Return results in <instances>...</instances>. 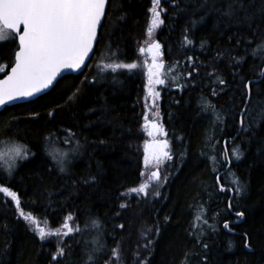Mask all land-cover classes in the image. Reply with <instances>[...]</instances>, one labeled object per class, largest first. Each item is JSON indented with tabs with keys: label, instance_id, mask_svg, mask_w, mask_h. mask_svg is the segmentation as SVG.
I'll list each match as a JSON object with an SVG mask.
<instances>
[{
	"label": "trees",
	"instance_id": "1",
	"mask_svg": "<svg viewBox=\"0 0 264 264\" xmlns=\"http://www.w3.org/2000/svg\"><path fill=\"white\" fill-rule=\"evenodd\" d=\"M153 6L109 0L85 69L0 111V148L17 141L30 150L10 176L0 163V186L17 192L42 226L78 229L40 240L0 195V264H57L58 246L59 264H264V50L251 54L264 41V0H160L163 24L149 36ZM152 42L162 46L166 73L155 98L139 52ZM6 43L0 60L10 66L15 44ZM114 62L141 67L101 71ZM159 119L172 159L144 196L132 191L153 184L143 130ZM51 139L77 147L65 171L47 151Z\"/></svg>",
	"mask_w": 264,
	"mask_h": 264
},
{
	"label": "snow or ice",
	"instance_id": "2",
	"mask_svg": "<svg viewBox=\"0 0 264 264\" xmlns=\"http://www.w3.org/2000/svg\"><path fill=\"white\" fill-rule=\"evenodd\" d=\"M153 5L151 27L147 30L149 36L155 28L163 24L161 12L158 10L160 0H153ZM108 7L109 0H0V47H6V42L15 44L12 51L14 66L11 67L10 74H7L4 79H0V107L19 99L33 97L50 88L64 70H80L89 55L93 53L94 46L99 43L98 32L102 28V21L106 20ZM231 7L229 5L230 11L227 13L229 16L233 14ZM185 41L188 44L192 43L187 37H185ZM161 48L159 42H152L147 48H139L140 53L151 54V64L145 61L143 66L147 70L148 92L154 98L159 96L154 86L165 84V79L162 78L166 76V73L165 65L161 59L163 55ZM261 50H264V41L257 45L251 54L255 57ZM113 55L115 54L113 53ZM232 59L236 63H240L242 60V58L238 60L235 57ZM138 67L141 65L137 63L114 62L104 64L101 71L110 70L115 73L118 70L132 71ZM4 71V67H0V72ZM188 75L191 76V72ZM220 82L223 83V80ZM250 84L251 82L245 86L249 94L251 92ZM213 94L215 95V92ZM207 106L211 107V105ZM145 120L147 121V116H145ZM240 124L243 127V113H241ZM144 127L148 136L153 138L151 142L144 145V163L148 165L152 161L158 169L162 160L172 159L170 152L167 151L170 147L169 142L156 140L157 136H167V132L154 121L146 123ZM233 152L239 159L238 149L234 148ZM29 153L30 150L27 146L18 142L5 144L0 148V163L3 164L6 174L10 176L15 170L16 161L28 159ZM50 154L60 165V171H65L63 163L67 153L53 151ZM151 177L155 181L161 179L158 170L151 172ZM148 188L149 184L144 183L132 191L147 196ZM155 194L158 195V191ZM0 195L5 198V202L10 199L18 212V218L27 222L38 234L40 240L52 236H67L78 230L71 227L67 221L61 226V229H66V231L42 226V221L39 218L21 207V200L17 192L7 186H0ZM238 215L243 216V213H238ZM71 219V216L67 218V220ZM120 227L122 228L123 225ZM224 227L228 228V224L225 223ZM96 251L99 249H94L88 254V262H94ZM64 255V248L58 246L52 260L59 264L58 258H62ZM112 255L116 260H119L118 247L112 249ZM104 264H110V261H105Z\"/></svg>",
	"mask_w": 264,
	"mask_h": 264
},
{
	"label": "rangeland",
	"instance_id": "3",
	"mask_svg": "<svg viewBox=\"0 0 264 264\" xmlns=\"http://www.w3.org/2000/svg\"><path fill=\"white\" fill-rule=\"evenodd\" d=\"M145 55H146V61H148L149 63L151 62V54L150 53H147V52H145ZM162 59V58H161ZM162 62L164 63V61H163V59H162ZM97 64H99V63H97ZM165 64V63H164ZM0 67H4V69H6V67H7V65L4 63V62H2L1 60H0ZM167 73L171 76V72H168L167 71ZM145 74H146V78H147V70L145 71ZM175 77L173 76V79H174ZM146 85H148V79H147V84ZM155 87L156 88H158V90H160V88H163L162 86H159V85H155ZM157 91V90H156ZM146 111H150V108L148 107V106H146ZM158 114H159V112H157ZM158 117H160V114L158 115ZM146 130V129H145ZM145 131L143 130V133H144ZM168 139V138H167ZM17 141H13V142H11V143H9V144H14V143H16ZM58 141L56 140V139H51L49 142H48V146H47V151H48V153H49V155L52 157V155L50 154V153H52L53 151H62V152H65V153H67V157L68 158H70L69 156H70V154L71 153H74V152H76V149H77V147H72V145L74 146V144L72 143V144H70V145H67V146H64V147H62V146H58V143H57ZM169 142V141H168ZM2 148V147H1ZM52 159H53V157H52ZM54 160V159H53ZM166 160V159H165ZM165 160H162L160 163H162V162H164ZM55 161V160H54ZM56 162V161H55ZM57 166H60V165H58L57 164V162L55 163ZM160 165L161 164H159V166H158V169H157V166L155 165V166H151V165H145L146 166V179L147 180H151L152 182H153V184L152 185H149V187L150 188H148V195H149V193H153V191H154V189H158V186H159V182L160 181H155L154 179H152V177H151V172H153V171H156V170H158L159 171V169H160ZM155 182H156V185H155Z\"/></svg>",
	"mask_w": 264,
	"mask_h": 264
},
{
	"label": "water",
	"instance_id": "4",
	"mask_svg": "<svg viewBox=\"0 0 264 264\" xmlns=\"http://www.w3.org/2000/svg\"><path fill=\"white\" fill-rule=\"evenodd\" d=\"M103 22H104V21H102V24H103ZM99 34H100V30H99V32H98V38H99ZM17 42H18V40H17ZM95 49H96V46H94V48H93V53H91V54L89 55V58L85 61V65L82 66V68H81L80 70H64V71L61 73V75H60L59 77H57V80L54 81L53 85H52L50 88L44 90V91L41 92V93L36 94V95L33 96V97L26 98V99H19V100H16V101L10 102V103H8L7 105H12V104L21 103V102H26V101H30V100L36 99L38 96H40V95H42V94L48 92L51 88H53V86L57 83V81H58L61 77H63L64 75H66V74H79V73H81V72L85 69V67L87 66V64H88V62L90 61L91 57L94 55V53H95ZM12 66H14V63H13L8 69H7V71H6L5 73H3L2 75H0V79H4V78L6 77L7 74H10V71H11V67H12ZM7 105H6V106H7ZM4 107H5V106L0 107V111H1Z\"/></svg>",
	"mask_w": 264,
	"mask_h": 264
},
{
	"label": "flooded vegetation",
	"instance_id": "5",
	"mask_svg": "<svg viewBox=\"0 0 264 264\" xmlns=\"http://www.w3.org/2000/svg\"><path fill=\"white\" fill-rule=\"evenodd\" d=\"M155 122H157L158 124H160V126H162L163 129L166 131V125H165L163 119H160L159 121H155ZM167 138H168L167 136H162V135H160V136H157V137H156V140H167V141H168ZM152 139H153V138L149 136V142H151Z\"/></svg>",
	"mask_w": 264,
	"mask_h": 264
},
{
	"label": "bare ground",
	"instance_id": "6",
	"mask_svg": "<svg viewBox=\"0 0 264 264\" xmlns=\"http://www.w3.org/2000/svg\"><path fill=\"white\" fill-rule=\"evenodd\" d=\"M262 75H263V73H262ZM51 89H52V88H51ZM51 89H50V90H51ZM249 95H250V94H249ZM248 97H249V96H248ZM232 195H233V193H232Z\"/></svg>",
	"mask_w": 264,
	"mask_h": 264
}]
</instances>
